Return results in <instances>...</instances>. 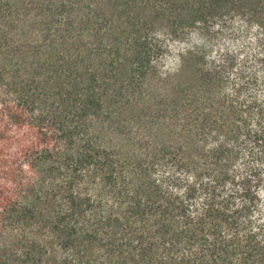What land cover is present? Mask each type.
Here are the masks:
<instances>
[{"label": "trees", "instance_id": "1", "mask_svg": "<svg viewBox=\"0 0 264 264\" xmlns=\"http://www.w3.org/2000/svg\"><path fill=\"white\" fill-rule=\"evenodd\" d=\"M0 264H264V0H0Z\"/></svg>", "mask_w": 264, "mask_h": 264}, {"label": "rangeland", "instance_id": "2", "mask_svg": "<svg viewBox=\"0 0 264 264\" xmlns=\"http://www.w3.org/2000/svg\"><path fill=\"white\" fill-rule=\"evenodd\" d=\"M173 57H174V54H171L170 56L167 57L166 62H165L166 63V67L167 66H171V63L175 62Z\"/></svg>", "mask_w": 264, "mask_h": 264}]
</instances>
